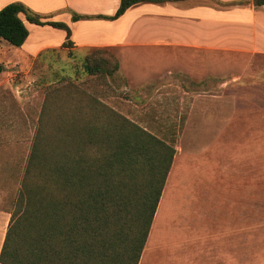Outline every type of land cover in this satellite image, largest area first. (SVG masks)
Masks as SVG:
<instances>
[{
  "label": "rangeland",
  "instance_id": "1",
  "mask_svg": "<svg viewBox=\"0 0 264 264\" xmlns=\"http://www.w3.org/2000/svg\"><path fill=\"white\" fill-rule=\"evenodd\" d=\"M30 10L71 27L73 11ZM98 25L85 32L98 38ZM27 29L32 47L66 35ZM43 46L33 53L0 42L2 231L44 108L47 119L95 100L176 150L139 264H264V56L120 42ZM96 49L117 59L112 77L83 71Z\"/></svg>",
  "mask_w": 264,
  "mask_h": 264
},
{
  "label": "trees",
  "instance_id": "2",
  "mask_svg": "<svg viewBox=\"0 0 264 264\" xmlns=\"http://www.w3.org/2000/svg\"><path fill=\"white\" fill-rule=\"evenodd\" d=\"M163 1L120 0L111 16L74 12L71 20L113 21L134 5ZM20 15L64 30L62 46H73L66 23L43 20L20 2L0 10V42L24 44L29 32ZM101 52L94 50L83 63L90 77H112L119 67L111 55L98 57ZM45 110L12 204L0 264H139L175 156L173 143L95 100L68 115L45 119Z\"/></svg>",
  "mask_w": 264,
  "mask_h": 264
},
{
  "label": "crops",
  "instance_id": "3",
  "mask_svg": "<svg viewBox=\"0 0 264 264\" xmlns=\"http://www.w3.org/2000/svg\"><path fill=\"white\" fill-rule=\"evenodd\" d=\"M14 2H20L36 11L42 10L44 14L73 11L83 16H111L117 10L120 0H0V10ZM20 17L27 27L29 22L23 15ZM96 23L100 26L98 38L94 33L90 35L85 32L86 28L95 31ZM76 25L83 27L75 35L71 28ZM70 26V40L75 48L89 44L113 47L120 42L129 46L149 44L264 56V5L255 6L253 0H167L141 3L126 9L122 16L113 21L83 19L71 21ZM65 38L66 35L58 40L43 39L37 47H50L53 43L62 45ZM21 46L27 52L34 53L37 49L27 46L25 42ZM2 213L1 210L0 223ZM159 214L157 209L153 223ZM4 233L0 225V249Z\"/></svg>",
  "mask_w": 264,
  "mask_h": 264
}]
</instances>
